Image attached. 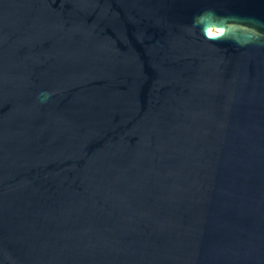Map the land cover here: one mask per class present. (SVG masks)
<instances>
[{
    "label": "water",
    "instance_id": "95a60500",
    "mask_svg": "<svg viewBox=\"0 0 264 264\" xmlns=\"http://www.w3.org/2000/svg\"><path fill=\"white\" fill-rule=\"evenodd\" d=\"M0 264H264V0H0Z\"/></svg>",
    "mask_w": 264,
    "mask_h": 264
},
{
    "label": "bare ground",
    "instance_id": "6f19581e",
    "mask_svg": "<svg viewBox=\"0 0 264 264\" xmlns=\"http://www.w3.org/2000/svg\"><path fill=\"white\" fill-rule=\"evenodd\" d=\"M211 32H212V33H215V31H214V30H212V29H211Z\"/></svg>",
    "mask_w": 264,
    "mask_h": 264
}]
</instances>
